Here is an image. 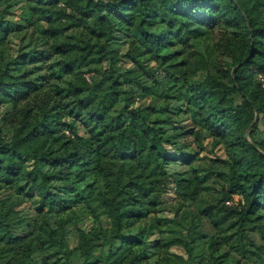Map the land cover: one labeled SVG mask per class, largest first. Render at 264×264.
I'll list each match as a JSON object with an SVG mask.
<instances>
[{
  "label": "trees",
  "instance_id": "1",
  "mask_svg": "<svg viewBox=\"0 0 264 264\" xmlns=\"http://www.w3.org/2000/svg\"><path fill=\"white\" fill-rule=\"evenodd\" d=\"M258 74L264 0H0V264H234L185 220L217 206L264 258ZM208 143L224 155L199 164ZM109 160L126 165L112 194ZM167 181L180 202L156 216Z\"/></svg>",
  "mask_w": 264,
  "mask_h": 264
},
{
  "label": "rangeland",
  "instance_id": "2",
  "mask_svg": "<svg viewBox=\"0 0 264 264\" xmlns=\"http://www.w3.org/2000/svg\"><path fill=\"white\" fill-rule=\"evenodd\" d=\"M172 23L173 26L177 28L180 21L176 19L172 20ZM190 34L191 31L189 29L185 28L183 30V37H186ZM205 36L208 38L213 37L216 40L220 36V30L218 27H216L214 31H206ZM16 42H19L18 38L16 41H13V43ZM217 58L219 61H222L225 56L218 52ZM92 73L93 72H87V69L84 68L77 71L74 74V78L80 84H89L91 82ZM258 79L260 81H264V74H258ZM145 100L146 99L144 98L140 102H145ZM97 129L98 128L96 127V130ZM191 138L193 139L192 136ZM207 141V139L204 140V142ZM191 144L194 146V143ZM220 155H224L222 147L216 146L212 148L208 143L200 151L199 158L196 160V162L206 165V161L209 157ZM125 167L126 165L124 161L115 162L109 160L105 163V170L108 176V190L110 194L114 192L118 184H121L126 180ZM143 187L145 188L147 185L144 184ZM13 197L14 195H10L8 192H6L4 194L3 203L5 205H10L13 202ZM239 199V194H233L232 198L226 200L225 203L227 205H234ZM179 202L180 200L175 193L172 181H167L162 187L160 193V203L157 205V210L154 213L156 216H173L176 207L179 205ZM232 210V208L226 209L221 206H217L209 213L208 217L191 219V216L194 214L192 213L189 216V220L188 218L185 219L186 221H190L189 227L194 234L193 246L195 250L198 252L208 253L218 249L222 254H230L233 259L240 260L234 264H244L242 262H246L245 264H264V258L255 250L247 246L248 244H246L245 237H243L237 230L238 224L236 222L235 213ZM38 228L44 235L46 234V227L43 220L38 222ZM254 239L256 242L264 243V219L257 222V232L255 233ZM75 240L76 233L74 229H71L69 232V242L73 245ZM236 248H239V250H235ZM171 250L184 254V249L180 245H173Z\"/></svg>",
  "mask_w": 264,
  "mask_h": 264
}]
</instances>
